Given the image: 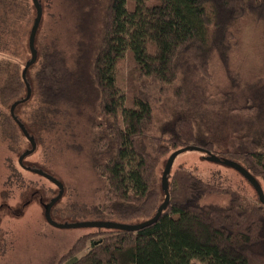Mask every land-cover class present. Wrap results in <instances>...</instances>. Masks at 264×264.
<instances>
[{"label": "trees", "instance_id": "16d2710c", "mask_svg": "<svg viewBox=\"0 0 264 264\" xmlns=\"http://www.w3.org/2000/svg\"><path fill=\"white\" fill-rule=\"evenodd\" d=\"M29 4L0 0V137L19 157L32 148L11 113L12 105L28 92L23 70L31 58L29 39L36 18ZM71 4L70 40L77 46L73 54L61 40L62 32L42 41V21L37 32L38 57L27 71L32 94L15 109L37 144L24 164L54 175L43 163L29 164L26 158L39 147L56 151V141L63 150V138L67 148L87 151L105 180L104 201L97 209L102 217L95 214V219L137 223L153 217L165 200L157 171L166 155L193 145L207 151L215 148L203 122L206 101L201 104L192 90L206 96L213 57L217 54L227 62L238 45L237 23L250 16L264 30V0H71ZM128 54L138 73L126 80L130 104L121 106L124 92L117 81V65ZM227 69L229 83L212 94L216 100L210 102L216 108L213 115L206 113V124L220 132L225 114L244 119L242 145L225 153L261 182L264 77L234 76L229 63ZM147 77L161 84L145 89ZM165 101L171 102L169 108ZM23 103L29 106L26 117L17 113ZM171 177L170 201L158 221L136 231L89 227L99 230L83 238V245L90 242L89 250L78 256L79 240L59 264H264V204L255 189L258 200L226 188L219 190L229 195L226 204L202 203L205 195L217 190L212 183L185 168ZM96 235L98 239H91Z\"/></svg>", "mask_w": 264, "mask_h": 264}, {"label": "rangeland", "instance_id": "374dc122", "mask_svg": "<svg viewBox=\"0 0 264 264\" xmlns=\"http://www.w3.org/2000/svg\"><path fill=\"white\" fill-rule=\"evenodd\" d=\"M29 1L31 2L29 12L34 18L37 13L34 5L32 6V0ZM41 2L44 7L40 27L41 37H45L42 41L45 42L56 33L62 32L61 40L65 42L68 52L73 54L77 46L70 40L73 33L71 28L74 26L73 16L71 18L68 13L69 9L70 11L73 9L71 0H41ZM61 17L64 21H61ZM24 27L27 28V25ZM237 28L239 42L232 49L229 60L225 62L217 54L212 59V82L209 88L206 83H203L207 85L206 96L204 92L192 90V93L201 98V104L206 101L202 106L203 108L208 107L206 113L210 116L214 114L213 109L216 108V104L210 102L216 100L212 98V94L217 87L229 83L227 63L234 76L250 80L264 77V30L262 25L249 16L237 23ZM24 36L25 34L22 33V37ZM27 37L25 47L28 53ZM37 47L41 49L40 42ZM136 67V62L130 54L117 65V81L124 92L121 106L130 104L126 80L131 81L132 75L138 73ZM137 76L143 78L141 74ZM147 79L149 83L146 82L143 86L145 89H154L161 84L154 82L151 77ZM138 83L142 84L141 81ZM196 100V97H190L191 102L195 103ZM165 104L167 108L171 106V102L165 101ZM25 105L23 103L17 110L20 117L27 115L29 106ZM122 108L120 107L119 111ZM206 113L203 115V122L216 142L215 148L210 152L221 158H231L225 152L235 147L240 148L242 145L240 128L244 126V119L225 114L227 117L224 124L222 123L223 129L217 132L211 127V123L206 124V119H208L205 116ZM59 144L56 141V151L39 147L33 155L26 158L29 164L41 166L39 164L43 163L46 165L45 169L56 175L64 184L65 190L53 208V217L61 222L95 219L97 218L95 214L102 217L97 209L105 197L104 178L93 167L87 151L67 148L63 138L61 141L63 150L61 151ZM167 156L161 160L157 171V180L160 184H162L161 177ZM180 168L193 171L217 188L205 195L201 200L202 203L226 204L229 195L225 191H219L226 188L236 189L250 200H258L254 188L239 172L223 163L208 160L207 153L202 150L190 148L180 153L174 160L169 178L174 171ZM260 180L264 187V180L262 178ZM59 192L60 188L54 182L24 169L19 163V154L12 152L9 149V143L0 137V264H59L61 257L79 240H81L79 243L81 251L78 256L89 250L90 242L88 241L86 246L83 245V238L85 235L97 234L99 230L89 227L58 228L46 220L44 203L56 197ZM98 237L96 235L91 239H98Z\"/></svg>", "mask_w": 264, "mask_h": 264}, {"label": "water", "instance_id": "95a60500", "mask_svg": "<svg viewBox=\"0 0 264 264\" xmlns=\"http://www.w3.org/2000/svg\"><path fill=\"white\" fill-rule=\"evenodd\" d=\"M33 2H34V5L36 7V10H37V15H36V18L34 20L33 27H32L31 33H30V39H29V45H30V49H31V58L27 62L26 66L23 70V77L27 83L28 92H27V96L24 99H20L12 105L11 113H12L13 117L16 119V121L18 122V124L20 125L24 134L28 137V139L30 140V142L32 144V148L30 150L25 151L19 157V163L23 167H25L26 169H28L32 172H35V173H37L43 177H46L50 181L54 182L60 188V192L56 197L51 199L49 202L44 203L45 217H46V220L51 225L58 227V228L97 227V228H109V229H121V230H128V231H136V230L145 228V227L155 223L156 221L159 220V218L162 215L163 210L168 206L169 201H170V190H169V180L168 179H169V173H170L171 168L173 166L174 160L180 153H182L185 150L190 149V148L202 150V151L207 153V159L208 160L223 163L224 165L230 166V167L236 169L237 171H239L251 183V185L254 187V189L256 190V192L258 194L259 200L261 201V203L264 204V188H263L261 182L243 164H241L240 162L233 160L231 158H221L220 156H218V155H216L210 151H207L205 148H203L201 146L193 145V146H187V147L180 148V149L174 151L168 157L166 164H165V167H164V170H163V175H162V187L166 193V197H165V200L163 201V203L159 206L157 212L155 213V215L153 217L146 219V220H143V221H140V222H137V223L119 222V221H113V220H107V219H90V220H81V221L61 222V221L54 219L52 216V208L56 204V202L63 196L64 190H65L64 184L62 183V181H60L54 175H52V174H50V173H48L42 169L35 168V167H29V166L24 164L25 157L35 151L37 144H36L35 139L27 131L25 125L21 122V120L15 114L16 107L21 102L26 101L31 97L32 89H31V86L27 80V71H28L29 67L36 62L37 57H38L37 49L35 46V41H36V36H37V32H38L40 23H41L42 18H43V6H42L40 0H33Z\"/></svg>", "mask_w": 264, "mask_h": 264}]
</instances>
